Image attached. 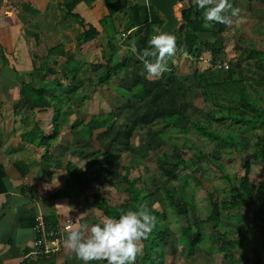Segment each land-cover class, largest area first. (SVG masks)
<instances>
[{
    "label": "rangeland",
    "instance_id": "rangeland-1",
    "mask_svg": "<svg viewBox=\"0 0 264 264\" xmlns=\"http://www.w3.org/2000/svg\"><path fill=\"white\" fill-rule=\"evenodd\" d=\"M62 1L64 0L51 3L44 9L45 12L40 11L36 5V7H25V10L28 9L30 16L34 15L37 17L33 21L28 20L26 24H28L29 29L27 26L25 28L27 30L26 36L35 38L34 34L38 33V39L40 37L43 40V43H40L42 45L41 55H45L49 48L61 44L64 51L73 54L80 66L76 79L72 80L73 77L70 74L65 78L62 76V72H65L66 68L65 57L60 54V51L57 50L55 52L56 63H53L52 55H47L45 61L38 59V62L41 61L44 66L42 72H45L48 68L51 69V72L47 73L46 79L50 81L57 78L60 79L62 87L59 91L69 97V100L62 104V109L68 114L66 115L67 121L61 126V134L64 133L63 137L65 139L63 141L65 145H68L69 141L72 144V150L68 152V154L70 153L69 158L86 167V173H88V170L98 176L102 173V169L98 168L96 163L88 164L87 160L83 162V158L76 157L78 154H84V152L87 153L88 151L93 154L96 148H102L99 142L94 139L100 129L94 130L92 139L89 142H83L81 138H73L72 142L70 132L75 137L78 135L73 133L71 125L78 121L88 120L92 114L100 115L114 111L115 119L119 126L115 136L118 143L111 147L109 139L103 138L102 145L105 150L116 152L115 156L117 155L118 157H113L116 165H130V176L144 179L147 188L151 192V199L159 201L163 205L165 204L162 200L164 191L179 188L182 184L181 178L185 177L184 180L187 179L189 184L185 185L183 190L193 196L199 215L201 218H205L209 213L208 195L211 193L214 197L221 200L228 197L230 189V184L226 179H223L209 165L208 158L214 157L218 159L228 176L236 177L234 178L236 184L238 183L237 177L243 172V169L240 168V160L235 152H231L227 146L217 144L209 137L196 133L194 126H192L194 121L207 123L209 119L207 112H210V110L217 111L211 102L204 100L202 90L196 85L193 78L194 68L202 69L209 64V53L203 52L200 58L196 60L190 52L182 53L176 51L172 57V66L174 67L168 66V71H166V73L169 71L173 72L172 74L175 75V78H168L169 74L165 72L159 78H148L144 67L140 66L141 60L130 51L132 42H135L137 48L142 50L139 40L144 36V31L135 29L129 33L117 35L114 38V42L117 45L115 50L117 61L123 63V66L116 75L112 76L108 84L97 83L95 78L104 72L106 66L112 64L111 49L107 44L108 39L104 33H100L91 41L77 44L76 35L85 27L66 15V11L63 10L61 4ZM229 2L233 5V8L239 9V13L236 17H233L231 25H224L222 33H220L222 48L217 56L226 62L228 61L232 68L240 67L242 69L244 84L248 90L256 87L264 91V87L254 81L257 78L256 68L260 67H258L256 55L250 49L251 47L264 49V0H229ZM92 5L85 3L82 7L91 11L93 10ZM184 5H187V0L179 1L176 6L177 14L180 18L181 9ZM21 6L23 7V5ZM102 9L103 11L99 12L97 20L107 14V9ZM81 17L85 26L87 22H92L101 29L97 21H94V19L89 20L85 13ZM114 21L116 25L123 26L126 18L123 14L117 13L114 16ZM217 25V23L212 22L211 26L215 30ZM215 36H217L216 33L208 35L209 39L214 37V40L216 39ZM22 39L24 40V38ZM38 39L36 38V42H38ZM40 54H38L39 57H41ZM36 72L26 75L24 77V79L26 78L25 82L36 81L34 84L41 86L42 84L39 85L38 83L40 76ZM137 80L144 81L151 90V94L144 99L126 100L118 92V89L129 90ZM178 80L182 86H179ZM30 85L33 84L31 83ZM73 86L76 87V91L74 93L68 92L69 87ZM54 90L50 91L55 93ZM85 95L86 97H84ZM38 111H40L39 117L34 115L35 118H33L36 121L35 123H39L43 127H51V117H47L46 114L43 115L42 112L44 113V111L42 110ZM50 111L52 112V109ZM147 111L152 113L148 115L150 121L146 123L140 121V124H135V117ZM178 112L184 115L183 119L171 125L163 124L161 117ZM211 123L210 121L209 124L211 126L216 127V123ZM225 123L229 128L238 126V124H234L228 119ZM128 126L130 128L133 127L132 131H129L130 133L127 132ZM239 133L243 135L244 142L249 145L247 152L255 151L258 139L262 136V131L256 130L251 133L250 130L244 129ZM170 144L180 146L178 151L184 150L186 152L184 158L191 156L195 152L200 154L197 159L205 173V178L199 173L180 165L163 164L158 157L162 153H167V157L170 160L175 157L176 148H170ZM190 144L193 145L191 149L188 148ZM78 151L80 152L78 153ZM251 164L252 170L249 177L254 186L252 196L254 204L250 205L249 209L240 207L237 210L221 211L220 217L227 229L234 228L245 232L248 237L247 246L257 248L260 257L264 260V190L258 185L259 181L264 178H262L261 163L251 159ZM121 172L123 173V171ZM191 175H194V177L191 178ZM79 178L80 176H75L68 183L69 193L77 190L78 186L79 190L82 188L84 181L80 179L78 184L77 180ZM107 178L109 177L104 174L101 177L102 180L99 179L93 182L92 188L83 197L88 201L92 200V194L98 191L108 199L111 205L121 203L126 198L125 185L122 182L114 184ZM166 211L168 228L171 232L169 239L176 242L181 238L180 227L182 226L183 218L178 219L168 208ZM227 212L235 216L234 219L226 217ZM219 229L223 230L220 227L215 228L211 221L203 222L201 224V233L206 236L204 247L195 246L192 255L188 256L185 246L179 245L175 256L165 254L163 264H225L224 259L220 257L222 253L219 250L222 248ZM209 245L215 246V254L208 252ZM144 254L143 248V254L137 258L135 264H143ZM234 254L236 258H241L238 251H234ZM155 255L152 252L149 257L154 258ZM246 256L250 259L251 254L246 253ZM146 264L149 263L146 261Z\"/></svg>",
    "mask_w": 264,
    "mask_h": 264
},
{
    "label": "trees",
    "instance_id": "trees-1",
    "mask_svg": "<svg viewBox=\"0 0 264 264\" xmlns=\"http://www.w3.org/2000/svg\"><path fill=\"white\" fill-rule=\"evenodd\" d=\"M95 1L96 0H64L61 4L67 16L72 17L77 23L85 27L76 35L75 39L77 44L91 41L100 33H104L107 37V44L111 49L110 57L112 59V64L105 67L104 72L95 78V82L108 84L112 76L116 75L123 66V63L117 61L115 53L117 45L114 42V38L117 35L129 33L135 29H142L144 31V36L139 40V43L143 50L149 47L150 38L158 34V29L163 23V17L151 5H148L145 0H103L107 9V14L97 21L101 29L93 23H86L85 26L83 18L76 8L81 3L93 4ZM117 13L123 14L126 18V22L123 26L115 24L114 16ZM217 24V29L214 30L211 26L212 22L204 20V10L197 8L194 0H187V5H184L181 9V23L171 34L176 38V48L178 52H190L196 60L200 58L203 52H207L210 55V61L207 66L202 69H193V78L196 85L201 88L204 100L211 102L212 106L217 109V111L210 110V112H207V117L209 118L208 122L210 123L211 121L212 123H216V127L211 126L208 122L194 121L192 122L194 131L209 137L217 144L225 147L227 146L231 152H235L240 160V168L243 169L242 174L237 177L238 183L236 184L234 179L236 177L233 178L228 176L218 159L214 157L208 158L209 165L223 179H226L230 184V189L228 197L222 198L221 200L214 197L211 193L208 195L209 213L205 218H201L199 215V210L194 204L193 196L187 194L183 190L185 185L189 184L187 179L184 180L185 177L181 178L182 184L179 188L164 191L162 200L165 204L163 205L160 204L159 201L151 199V192L147 188L144 179L130 176V165H116L114 161V158L117 156H115L116 152L105 150L102 145L103 138L109 139V145L111 147L118 143L115 136L117 135V128H119V126L116 122L114 111L100 115L92 114L88 120L78 121L71 125L73 133L78 135L77 138H81L83 142L91 141L94 130L100 129V131H97L94 139L99 142L102 148H96L93 154H90L88 151L89 160L90 162L96 163L97 167L102 169V173L99 174L98 178L106 174L109 177L107 179L111 180L112 183L122 182L125 185L124 191L126 193V198L121 203L111 205L106 197L97 194L88 204L101 210L104 217L113 218H118L119 215L127 210H136L141 204H147L151 214L155 217L154 227L148 238L143 241L144 255L146 256H144L146 260L143 258V264H146V261L149 264H163V257L165 254L175 256L179 245H184L186 254L191 256L195 246L204 247L205 245L206 236L201 233V224L207 221H211L215 228L220 227L223 229H219L222 248L219 251L222 253L220 257L224 259L225 264H264V260L260 257L257 248L247 246L248 237L246 233L234 228L227 229V226L220 217L221 211L237 210L240 207L249 209L250 205L254 204L252 197L254 186L249 177L252 170L251 159L261 163L262 178H264V91L256 87H252V90H248L244 84V73L240 67L232 68L228 61L227 67L219 65L224 62V60L218 58L217 55L222 48L220 33H222L225 24ZM215 33L217 34V36H215L216 39L214 40V37L213 39H209L208 35H214ZM250 49L251 52L256 55L258 67H260L256 68L257 78L254 79V81L264 87V49L255 47H251ZM57 50L65 57L64 63L66 71L62 72L63 78L70 74L73 77L72 80L76 79L80 68L78 61L74 58L73 54L64 51L62 45L58 44L49 48L46 54L41 55V57H39L37 53H33V58L35 60L33 61V71H39L37 72L40 76L38 83L42 85L36 86L24 82L19 89V95L25 98V101L32 109L42 111L48 108L52 109L51 132L44 135L42 130L37 129V135L39 137L33 140L37 145L44 146L42 158L46 161L52 159L53 155L50 150L53 146V141L58 140L61 134V126L67 121L66 115L68 113L62 109V104L66 103L69 97L67 94L59 91L62 87L60 79H53V81L46 79L47 73L51 72V69L48 68V70L46 69L45 72H42L44 66L41 61L38 62V59L40 58L45 61L47 55H52L54 59L53 63H56L57 59L55 52ZM167 64L168 66L173 65L172 57L168 59ZM140 66L144 67L142 61H140ZM173 67L174 66H172V68ZM172 73L171 71L166 73L169 74L168 78H175V75ZM178 84L182 86L179 80ZM50 90H54L55 93ZM68 90V92L71 91L74 93L76 87H69ZM118 92H120L122 97L126 100L144 99L151 94V90L142 80L135 81L129 90L118 89ZM84 97H86V95ZM150 114L152 113L147 111L136 116L135 124L150 121L148 118ZM183 118L184 115L180 112L161 117L164 125L174 124ZM227 119L234 124H238V126L229 128L225 125ZM132 128L128 126L127 132L130 133ZM244 129L250 130L251 133L256 130L262 131L260 139H258L257 136V148L253 152H247L249 145L244 142L243 135L239 133ZM21 136L23 139L29 138V132L25 131ZM169 147L176 148L175 157L173 160H170L167 157V153H162L158 157L163 164L180 165L187 169H191L193 172L199 173L205 178V173L197 159L200 154L195 152L191 156L184 158L186 152L184 150L178 151V147L180 146L170 144ZM188 148H193V145L190 144ZM51 163L55 166L61 165L59 160L51 161ZM64 168L66 170V186L56 191L54 197L62 195L63 191L67 189L68 183L73 180V177H79L84 174L81 168L69 160L65 162ZM193 177L194 175H191V178ZM258 185L264 190V179L259 181ZM167 208L170 209L178 219L183 218V223L180 227L181 238L176 242L169 239L171 232L168 228ZM226 215L229 219H234L235 217L228 214V212ZM234 235H236V237H234ZM234 251L240 253V259L235 257ZM152 252L156 254L154 258L149 257ZM208 252L215 254V246L209 245ZM246 253L251 254L250 259L247 258ZM104 264H106V262H104Z\"/></svg>",
    "mask_w": 264,
    "mask_h": 264
},
{
    "label": "crops",
    "instance_id": "crops-1",
    "mask_svg": "<svg viewBox=\"0 0 264 264\" xmlns=\"http://www.w3.org/2000/svg\"><path fill=\"white\" fill-rule=\"evenodd\" d=\"M56 1L0 0V264H82L64 247L63 240L68 230L61 232V245L56 253H36L34 257L30 256L34 251L32 227L37 217H41L49 228L62 226L69 217L73 225H92L100 223L104 218L102 211L90 206L88 202L91 200L83 197L92 188V183L101 178L90 170L86 173V167L69 158L72 144L69 141L65 145L64 133L60 134L57 141H53L50 150L52 159L46 161L42 158L44 146L37 145L33 140L39 137L37 129L46 135L52 127L35 123L33 118L39 117L40 111L32 109L25 98L19 95V89L26 81L24 77L34 72L33 53L40 54V43H43L40 37L38 39L37 32L35 38L26 36L25 26L29 29L26 22L37 17L30 16L25 7L36 5L40 11L45 12L44 9ZM83 4H79L76 9L81 15L85 13L89 20L98 21L99 12L103 11L102 8L106 9L103 0H96L91 11L82 7ZM35 82L28 81L33 85ZM50 110L48 108L42 114L51 117ZM25 131L29 132V138L23 139L21 134ZM70 138L72 142L73 138L77 139L71 132ZM76 157L83 158V162L87 160L88 164L93 163L85 152ZM54 160H59L61 165L52 164ZM68 160L83 170L84 174L77 182L79 184L82 179L84 184L80 190L78 186L77 190L69 193L67 188L62 195L54 197L56 191L66 186L64 164ZM100 183L103 184L102 181ZM97 194L105 197L96 191L92 194L93 198ZM104 262L92 261L90 264Z\"/></svg>",
    "mask_w": 264,
    "mask_h": 264
},
{
    "label": "clouds",
    "instance_id": "clouds-1",
    "mask_svg": "<svg viewBox=\"0 0 264 264\" xmlns=\"http://www.w3.org/2000/svg\"><path fill=\"white\" fill-rule=\"evenodd\" d=\"M197 8L204 10L207 22L231 25L239 9L229 0H194ZM130 51L142 61L148 78H159L168 71L167 61L177 51L175 36L168 33L153 35L149 47L139 50L132 42ZM155 217L147 204L136 210H127L118 218L104 217L100 223L73 225L69 217L64 247L82 264L105 261L106 264H135L143 254V241L151 233Z\"/></svg>",
    "mask_w": 264,
    "mask_h": 264
},
{
    "label": "built area",
    "instance_id": "built-area-1",
    "mask_svg": "<svg viewBox=\"0 0 264 264\" xmlns=\"http://www.w3.org/2000/svg\"><path fill=\"white\" fill-rule=\"evenodd\" d=\"M219 65L222 67H227L228 63L224 61ZM68 223L69 218L65 219V222L62 226L49 228L45 225L41 217H37L36 222L32 227L34 232V239L32 242L34 251L32 254H30V256L34 257L36 253L40 255L56 253L61 245V232L68 230Z\"/></svg>",
    "mask_w": 264,
    "mask_h": 264
},
{
    "label": "water",
    "instance_id": "water-1",
    "mask_svg": "<svg viewBox=\"0 0 264 264\" xmlns=\"http://www.w3.org/2000/svg\"><path fill=\"white\" fill-rule=\"evenodd\" d=\"M163 17V23L158 29V34H172L180 25L181 18L177 14L176 6L179 0H146Z\"/></svg>",
    "mask_w": 264,
    "mask_h": 264
}]
</instances>
